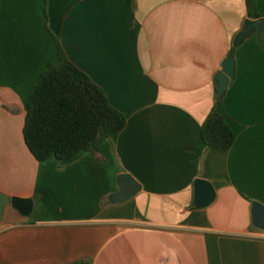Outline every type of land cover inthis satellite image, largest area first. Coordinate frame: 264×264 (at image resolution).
<instances>
[{
  "label": "crops",
  "instance_id": "0c3cea01",
  "mask_svg": "<svg viewBox=\"0 0 264 264\" xmlns=\"http://www.w3.org/2000/svg\"><path fill=\"white\" fill-rule=\"evenodd\" d=\"M247 20L246 0H0V192L33 201L28 216L5 206L0 264H264V47L258 33L236 47ZM58 43L128 124L97 152L40 163L24 127ZM233 49L222 100L237 140L208 149ZM125 174L141 190L115 204Z\"/></svg>",
  "mask_w": 264,
  "mask_h": 264
},
{
  "label": "trees",
  "instance_id": "16d2710c",
  "mask_svg": "<svg viewBox=\"0 0 264 264\" xmlns=\"http://www.w3.org/2000/svg\"><path fill=\"white\" fill-rule=\"evenodd\" d=\"M251 19H261L260 0H246ZM59 64L50 63L33 90L24 127L26 144L40 162L73 160L81 152H97L102 142L123 132L127 117L106 92L76 67L58 43ZM235 57V50L230 54ZM201 137L208 149L230 151L237 137L218 100Z\"/></svg>",
  "mask_w": 264,
  "mask_h": 264
},
{
  "label": "water",
  "instance_id": "95a60500",
  "mask_svg": "<svg viewBox=\"0 0 264 264\" xmlns=\"http://www.w3.org/2000/svg\"><path fill=\"white\" fill-rule=\"evenodd\" d=\"M256 33L259 34L260 43L264 47V19L247 20L243 31L236 39V47L241 46L247 39L251 38ZM235 78V59L229 58L223 65L221 72L216 81L218 85V100H222L226 95L231 81ZM119 185L120 193L113 198L115 204H120L131 199L134 195L140 192L141 186L129 174L120 176ZM216 194L210 182L199 179L196 182V204L199 207H207L215 200ZM12 205L22 215L28 216L33 210V201L20 198H10L0 192V222L3 219L5 206ZM254 225L264 229V206L260 203H254Z\"/></svg>",
  "mask_w": 264,
  "mask_h": 264
}]
</instances>
